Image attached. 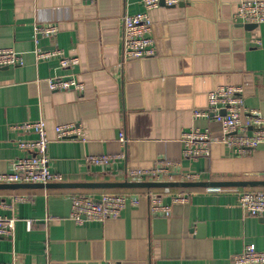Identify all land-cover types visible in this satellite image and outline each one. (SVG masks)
Here are the masks:
<instances>
[{
	"label": "crops",
	"instance_id": "crops-1",
	"mask_svg": "<svg viewBox=\"0 0 264 264\" xmlns=\"http://www.w3.org/2000/svg\"><path fill=\"white\" fill-rule=\"evenodd\" d=\"M245 1L253 0H186L154 9L155 55L123 61L121 18L142 12L140 0H0V48L23 59L21 66L0 68V173L29 154L19 141L36 138L12 126L41 120L49 168L64 183L117 182L127 170L159 162L175 163L172 173L201 181L263 180L264 144L245 156L222 144L197 160L182 154L183 132L217 130L212 119H193L192 111L206 108L208 93L219 86L242 87L246 107L264 117V23L234 22ZM35 24L58 27L39 44L77 58L74 69L35 59ZM51 76L73 77L84 90L51 91ZM66 123L80 124L86 140H56L55 126ZM103 155L122 158L112 169L88 162ZM244 189L0 190V215L15 220L13 236L0 237V263L232 264L246 245L264 251V217L237 204ZM147 192L168 203L179 192L188 199L173 205L169 217H153ZM105 193L136 195L139 202L102 223L78 225L70 218L73 196L97 200Z\"/></svg>",
	"mask_w": 264,
	"mask_h": 264
},
{
	"label": "built area",
	"instance_id": "built-area-1",
	"mask_svg": "<svg viewBox=\"0 0 264 264\" xmlns=\"http://www.w3.org/2000/svg\"><path fill=\"white\" fill-rule=\"evenodd\" d=\"M92 2L93 0H82ZM143 11L135 14H124L121 18V48L123 61L128 59H142L153 57L156 53L153 38V22L150 11L159 7H175L186 0H140ZM235 23L243 25H259L264 23V0L245 1L240 3L234 13ZM58 32L56 25L35 24L33 27L35 59L48 61L56 59L61 69H74L79 61L68 58L57 48L43 49L40 40L51 38ZM256 45L260 41L255 42ZM23 65L20 54L10 48H0V68H11ZM51 91H74L82 93L84 85L73 77L51 76L46 79ZM244 90L240 86L222 85L208 93L207 107L194 109L192 117L198 119H212L217 123V130L212 128H194L182 133V154L184 158L197 160L210 154L213 144L226 146L235 156H245L261 144H264V117L255 110H249L245 105ZM12 130L21 133H33L34 140L19 141L18 147L29 154L18 158L8 172L0 173V184L20 183H61L62 176L53 173L49 168L46 155L49 140L44 121L26 122L13 125ZM56 140L85 141V133L80 124L66 123L54 128ZM120 140L124 141L120 134ZM31 153V154H30ZM122 155H103L88 157L93 166L112 169L121 160ZM172 162H159L153 169H130L125 171L117 182H199L196 174H174ZM113 171V170H112ZM148 211L153 217H169L172 206L185 203L188 196L179 192L166 202L164 197L147 192ZM19 199V198H16ZM138 196L123 193H105L95 200L84 195H76L71 199L70 218L78 225L84 223H102L107 219L119 217L128 204L136 206ZM237 204L248 215L264 217V190L247 188L237 195ZM29 227V224H28ZM15 230V220L0 215V237L10 239ZM13 264V263H0ZM232 264H264V251H258L254 245H246L243 252L232 259Z\"/></svg>",
	"mask_w": 264,
	"mask_h": 264
},
{
	"label": "water",
	"instance_id": "water-1",
	"mask_svg": "<svg viewBox=\"0 0 264 264\" xmlns=\"http://www.w3.org/2000/svg\"><path fill=\"white\" fill-rule=\"evenodd\" d=\"M252 27L255 25L248 24ZM264 188L263 180L243 181H199V182H98V183H20L0 184V190L18 189H54V188H78V189H156V188Z\"/></svg>",
	"mask_w": 264,
	"mask_h": 264
}]
</instances>
